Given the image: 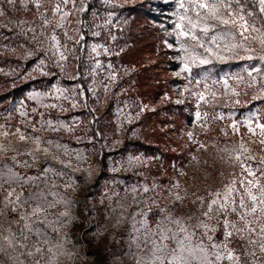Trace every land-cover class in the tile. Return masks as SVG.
Wrapping results in <instances>:
<instances>
[{
	"label": "snow or ice",
	"instance_id": "6c2138e0",
	"mask_svg": "<svg viewBox=\"0 0 264 264\" xmlns=\"http://www.w3.org/2000/svg\"><path fill=\"white\" fill-rule=\"evenodd\" d=\"M17 2L18 0H0V5L6 3L15 10ZM164 2L175 5V10L171 13L172 19L169 21L172 25L171 31L165 25L161 27L174 41L172 43L165 39V47L178 54L175 59L182 65L177 76H183L186 83L178 89V93L185 99L195 101V123L202 133L207 134L211 125L217 122H226L221 127L226 143L224 147L217 148V152L220 160L230 168L239 167L240 171H230L227 182L215 191L208 189L206 196L192 194L191 202L199 205V217L191 213L176 216L167 206L161 207L156 203L154 196L138 202L139 192L147 196L155 190V186L150 188L145 184L139 189L133 186V203L147 205L131 218L132 237L136 248L138 251L146 250L147 253L138 257V264H264V154H253L248 146L249 143H258L264 153V104L243 113L239 112V108H249L252 102H264V0ZM103 3L111 10L107 11L104 24L97 25V28L110 29L114 26V10L123 8V4L120 0H103ZM19 4L25 11L30 10L29 5L34 7L35 19L32 22L23 20L15 23L7 20L0 24V28L14 27L19 29L20 35L30 36L36 48H29L25 52V58H32L37 52H43L44 55L38 58L32 72L52 77L56 75L52 69H58L60 74H64L70 55L69 41L72 42L73 51L77 45L82 49L90 47L94 57L101 54H120L104 44H87L82 29L87 27L84 13L90 10V0H19ZM91 14L97 15L96 12ZM6 15V10L0 6V18ZM36 20H39V25ZM49 28L52 29L51 34L46 35ZM69 31L75 33V37L69 35ZM59 32L63 33V42L59 38ZM91 35L99 37L101 32L91 31ZM109 36L112 40L116 39L111 31ZM237 61H247L249 64L238 72L219 78L213 77L207 69L202 74H193L194 68L207 65L215 67L217 64L226 65ZM253 61L256 63H252ZM104 67L99 59L93 60L90 71L84 74L85 79L91 76V82L86 89L83 84L69 87L58 82L50 83L46 89L33 91L28 96V99L35 103V107L29 109L23 101L18 108L14 107L13 110L19 114L20 123L30 127L31 132L24 133L17 128L15 133H12L11 126L7 123L11 119L10 115L5 117L6 123L0 126L4 129L3 137L15 134L20 141H29L34 145L31 149L17 152L15 148L0 144V152H16L12 163L5 162L0 166V190H6L7 193L4 199L5 211L0 212V215L7 216L6 209L12 206L14 212L20 211V220L24 221L18 234L11 231V224L18 225L19 220L9 221V227L5 229L8 234L0 237L6 251H15L19 247L27 249V255L33 259L41 256L43 249L39 243H33L30 248L24 243L29 239L26 233L40 241L48 242L51 240L48 230L61 228L64 225L63 217H70L69 209L73 201L67 197L65 190L75 187L76 180L69 169H80L86 161V156L83 151L72 149L69 144L58 138H44L35 133L45 130L53 133L63 131L73 136L77 143L82 142L84 137L76 136V131L82 123L79 117H70L68 120L60 117L53 119L51 112L66 113L79 108L87 109L92 120L86 132L91 131V126L97 124L98 120L95 109L89 107L88 95L95 97L99 102L97 89L102 88L106 95L119 79L116 69L109 62L104 78L98 80L97 74ZM32 72L26 73L24 78H34ZM127 73L128 70L125 69L124 74ZM80 78L79 71L72 77L73 80ZM240 88L255 90L250 101L240 99L241 95H248L246 90L239 91ZM183 102L181 99L176 101L177 104ZM217 104L220 107L218 111L215 110ZM202 105L213 108L214 114L210 115L208 111L203 110ZM223 109L228 110L225 112ZM145 110H148L147 106L141 105L140 111ZM117 113L120 120L119 131H124L126 125L132 124L140 115L138 112L136 116H132L119 108ZM36 116L40 119L34 121L33 117ZM242 128L245 129L243 133ZM131 132L133 136L136 135L135 129ZM101 135L97 128L88 136L87 142L95 147ZM186 136L188 141L196 146L197 151H206L209 147L197 138L195 131H188ZM231 137H237L238 140L232 141ZM121 143L115 140L112 146ZM228 143L232 146L229 147ZM211 146L216 147L215 144ZM105 147L106 145L101 144L102 153ZM37 153L58 160L63 167L53 166L48 159L41 161ZM21 155L27 158L17 160L16 157ZM192 159L197 158L193 156ZM154 160V156L131 154L124 162H120V167L113 166L111 171L118 173L141 168ZM38 162L42 163L41 167H37ZM21 168L36 171L35 174H29L18 170ZM179 175L185 173L181 171ZM220 176L223 179L224 173L221 172ZM29 188L32 191L25 194ZM168 190L172 197V206L177 203L183 205V202L189 199L186 189L184 195H181L179 181L171 184ZM113 197L119 199L120 194L105 193V198L110 204ZM61 206L64 211L58 215L51 213V209ZM154 207L160 218L155 221L153 227L149 223L148 213L152 212ZM217 232L222 233V239H217ZM235 240L243 242L242 251L232 247ZM23 255L24 253H17L12 259L16 264H26L22 259ZM48 264H53L51 257Z\"/></svg>",
	"mask_w": 264,
	"mask_h": 264
},
{
	"label": "rangeland",
	"instance_id": "374dc122",
	"mask_svg": "<svg viewBox=\"0 0 264 264\" xmlns=\"http://www.w3.org/2000/svg\"><path fill=\"white\" fill-rule=\"evenodd\" d=\"M103 2V0H100ZM136 1H143L147 4L150 12H155L157 16L150 15L144 17L143 22L149 23L153 27H161L165 25L171 31L172 25L169 22L172 17L171 13L175 10L174 3H165L164 0H120L122 4H132ZM2 6L7 15L0 18V24L7 20L13 23L16 21L27 20L32 22L36 17V10L29 5V11H25L19 4L13 10L9 5L3 3ZM115 17L114 26L108 28H97V25L104 24L106 14L96 23L94 31H100L99 37H94L89 42L92 44H104L114 51L120 52L119 55L106 56L101 54L99 57H94L91 54L90 47H87L84 58L79 62L75 60V50L73 51L72 42L69 41V58L66 64L64 74H60L58 69H52L56 73L54 80L41 76L38 72H32L36 66L38 58L42 57L43 52H37L36 56L32 58H25V52L32 48L35 50L36 45L31 42L30 36L19 34L17 28H0V126L6 123L5 117L11 116L7 121L11 126L12 133H15L19 128L24 133L31 132L30 127L20 123L19 114L13 110L18 108L20 102L23 101L29 109L35 107V103L28 99L33 91L44 90L50 83H61L65 86H72L74 84H83L85 89L91 82V76L87 79L84 74L91 69L94 59H99L105 66L97 74L98 80L103 79L107 64L111 62L119 75L118 82L114 87H111L108 94L105 95L102 88H98L100 100L97 102L95 97L88 95L89 107L95 109V116L98 123L91 126L92 130L86 132V128L90 126L92 116L87 109L79 108L75 111H68L61 113L58 111L51 112V118L68 120L70 117H79L82 123L76 131V136H83L82 142L77 143L75 138L67 132H49L37 131L35 135L44 138H58L62 142L70 145L74 150L83 151L86 156V161L83 166L78 169H69L72 171L73 178L76 180V186L67 188L66 195L73 201L69 212L70 217H63L64 225L59 229H49L51 240L44 242L38 240L30 233H26L29 239L24 241L30 248L33 243H39L43 249V254L37 256L35 259L27 255V249L17 247L15 253H24L22 259L26 264H48L49 257H60L62 251L67 248L70 250H79L80 254L85 256V261H80L79 264H138V257L146 255L145 251H138L134 238L132 237V215L141 208L147 205L133 203L131 189L135 186L137 189L141 185L147 184L152 188L155 186L153 192H149L147 196L143 192L137 195V201L143 199H150L155 197L156 203L161 207L167 206L168 210L173 212L176 216H186L191 213L193 216L199 217V205L191 202L193 193H198L200 196H206L207 190L215 191L222 187L223 183L227 182L228 173L235 171L239 173V167L235 169L230 168L228 164L219 159L217 148L225 146L226 138L221 132V127L226 122H217L211 125L207 134L201 132L199 126L195 123L196 103L194 100L185 99L180 96L178 89L182 88L186 81L183 76H177L181 68L179 60L175 59L178 55L175 51L168 49L164 45V40L174 43L171 37L162 29V37L158 40L142 37L141 42L132 44L126 41L123 28L136 21L133 20L134 15L128 14V11L114 10ZM39 25V20H36ZM52 29L46 31V35L51 34ZM109 31L116 37L112 40L109 36ZM60 40L64 41L62 32L58 33ZM69 35L75 37V33L69 31ZM155 42V45L150 42ZM164 46V48L161 47ZM150 48H154L152 52ZM165 49V54L169 58L166 64L167 69L158 70L156 63L159 60L160 49ZM123 49V51H120ZM252 63H256L253 61ZM247 61H237L226 65L217 64L215 67L211 65L203 66L201 68H194L193 74H202L205 69L212 74L213 77L219 78L226 74L231 75L241 70L243 66H247ZM128 73L125 75L124 70ZM77 71L80 73L79 80H73L72 77L76 75ZM32 72L34 78L25 79V74ZM157 73L160 75L158 76ZM168 74L175 80H168ZM36 81V82H32ZM141 81L149 82L150 86H143ZM30 83L27 88L18 96L13 98H5L3 95L9 91L13 86L22 83ZM230 83H234L230 81ZM202 87V86H201ZM241 92L245 90L248 95H241L242 101H250L254 89H238ZM168 97V99H165ZM178 99L184 100L183 103L177 104ZM171 101L169 105L163 110L164 114L157 123L153 121L147 122L144 125H138L139 119L147 112L157 109L160 103L164 101ZM264 104L262 101H255L249 104V108H239V112L243 113L256 106ZM127 105V107H125ZM146 105L148 110L140 111V106ZM67 106V105H66ZM179 107H183L179 110ZM123 109L125 112L139 117L130 125H126L124 131L118 130L119 115L117 109ZM203 110L208 111L210 115L214 114V109L208 106H203ZM220 110L219 104L215 109ZM227 112L228 109H223ZM47 118V117H46ZM239 118V117H237ZM40 117H33V120H39ZM99 129L101 138H99L95 147L87 142L88 136H91L96 129ZM135 129L136 135L133 136L131 130ZM4 129L0 127V144L8 148H15L17 152H23L25 149L34 147L32 142L20 141L15 134L9 135L7 138L3 137ZM188 131H195L199 140L209 145L207 150L197 151L195 145L188 141L186 133ZM245 129H241L243 133ZM142 139L149 142L152 148H140L136 145H124L125 139ZM119 140L122 143L113 147V142ZM232 141L238 140L237 137H231ZM101 144L106 145L104 152H101ZM215 144L216 147L211 145ZM231 147V143H228ZM253 154H264L261 152V147L258 143H249ZM111 149L109 152L108 150ZM105 154L107 162L103 165L98 159V155ZM131 154H145L147 156H154L155 160L144 167L121 171L113 173L112 167H120V162H124ZM16 152H0V166L5 162L12 163ZM43 159H48L53 166L62 168L63 165L52 157H44L42 153H37ZM195 156L197 159L193 160ZM27 157L17 156V160H23ZM198 161V162H197ZM207 161V163H205ZM42 163L38 162L37 167H41ZM21 172H28L35 174L36 169H18ZM183 171L185 175H179ZM224 173L222 179L220 173ZM175 181H179L181 185V195H184V190H187L189 199L183 202V205L177 203L175 206L171 204V194L169 187ZM62 184L63 181H60ZM19 190V189H17ZM64 190V189H62ZM32 191L31 188L27 192ZM175 191V190H173ZM119 193L120 198L113 197L111 204L105 198V193ZM128 195H125V193ZM6 190H0V212H4V199ZM103 199V203L101 200ZM114 210V211H113ZM28 211H31L29 206ZM64 211L63 206L51 209L53 215H58ZM7 216L0 215V237L7 235L5 231L9 227V221L19 220V224H11V231L19 233L23 228L24 221L20 220V211H13L12 206L6 209ZM149 223L155 226V221L158 220L159 214L154 207L152 212L148 213ZM140 219V217H137ZM119 221V223H117ZM99 225V227H97ZM217 239H222V233L217 232ZM0 245H3L0 239ZM62 246V247H61ZM243 242L235 240L232 244L233 248L242 249ZM51 249V252H49ZM11 251V250H9ZM16 264V262H15Z\"/></svg>",
	"mask_w": 264,
	"mask_h": 264
},
{
	"label": "trees",
	"instance_id": "16d2710c",
	"mask_svg": "<svg viewBox=\"0 0 264 264\" xmlns=\"http://www.w3.org/2000/svg\"><path fill=\"white\" fill-rule=\"evenodd\" d=\"M90 10L88 12L84 13V18L87 22V27L83 28L82 31L85 35L86 38V42L89 45V42L94 39V37L91 35V31H94L96 23L107 13V11L111 10L106 8L105 4L103 2H101L100 0H90V5H89ZM115 10H120V11H128V14H133L134 18L133 20L136 21L135 24H130L128 26H126L125 28H123V30L121 31L122 34H124V37L126 39V41H130L131 46H129L128 49L132 48V46L134 47L135 45L132 44H136L141 42L142 37H148L150 39H155L158 40V37H162L163 33H162V28L160 27H153L152 25H149V23L147 22H143L142 19L144 17H149L150 15H154L157 16L155 12H150L149 9L147 8V4L143 1H136L132 4H123V8H116ZM92 12H96L97 15L93 16L91 13ZM156 41L150 42L152 43V47H153V43L155 45ZM162 48H164L163 45H161ZM160 49L159 52V60L156 63V67L158 68V70L162 71L167 69L166 64L169 61V58L167 57V55L165 54V49ZM87 50V47L85 48H81L79 45H77L75 47V60H77L78 62L80 60H82V58H84V54L85 51ZM150 50L152 52H155V49L150 48ZM157 75L159 76L160 74L157 73ZM45 78H49L51 81L54 80L55 76L52 77H45ZM168 80L170 82H172L173 77L171 75L168 74ZM172 80V81H171ZM32 82H36V81H32ZM30 83H22L20 85H15L13 86L9 91H7L3 97L5 98H13L18 96L21 92H23L27 86ZM141 84H143V86H150L149 82H145V81H141ZM169 105H172L171 101L167 100L164 101L163 103L161 102L159 107L153 111H147L137 122L138 125H144L147 122L153 121L154 123H157L159 121V119H161L163 117V110L166 109L167 107H169ZM183 107H179V110H182ZM136 145L137 147L140 148H152L151 144L149 142L143 141L142 139H125L124 140V145ZM98 159L100 160V162L105 165L107 162V157L104 154L98 155Z\"/></svg>",
	"mask_w": 264,
	"mask_h": 264
},
{
	"label": "clouds",
	"instance_id": "9594fccd",
	"mask_svg": "<svg viewBox=\"0 0 264 264\" xmlns=\"http://www.w3.org/2000/svg\"><path fill=\"white\" fill-rule=\"evenodd\" d=\"M16 255L15 251H6L3 245H0V264H15L12 257ZM87 258L80 254L79 250H70L65 248L60 257H53V264H79Z\"/></svg>",
	"mask_w": 264,
	"mask_h": 264
}]
</instances>
